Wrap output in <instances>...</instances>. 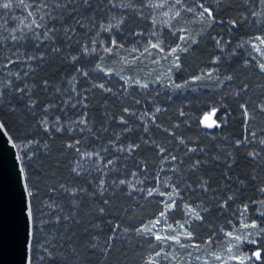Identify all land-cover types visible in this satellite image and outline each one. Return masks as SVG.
Returning a JSON list of instances; mask_svg holds the SVG:
<instances>
[{"label": "snow or ice", "instance_id": "snow-or-ice-1", "mask_svg": "<svg viewBox=\"0 0 264 264\" xmlns=\"http://www.w3.org/2000/svg\"><path fill=\"white\" fill-rule=\"evenodd\" d=\"M207 3L208 0H191V3L189 0H0V109L7 106L9 110L15 111L17 106L14 101L23 102L27 99L23 107L30 114H35L39 102L33 99V94L38 86L36 83L29 85L28 80L35 76L36 70L43 66L49 55H62L61 44L69 52V55L63 56L62 62L71 63L82 77L87 78L89 71H92L103 73L104 77L118 76L124 81L120 95L126 94L132 87L150 90L151 83L161 82L159 76L155 81H144L124 74L128 69L135 70L142 57H158L152 59V63L156 65L161 61H168L165 78L170 89L187 88L213 77L219 81V87L223 88L226 82H232L235 78L227 73L221 75L219 67L202 71L183 83H177L173 76L176 72L183 71L182 55L194 51V46H198L204 36L209 35L221 53L232 46L231 39L210 35L209 30H213L214 26L227 25L231 34L233 30L239 31L240 26L247 22L255 24L259 33L248 36L247 39L237 37L236 46L228 55L236 56L237 49L248 45L253 52L259 54L260 59L252 56L243 61L244 67L254 66L257 78L264 76V0H242L239 14L230 19H221L219 16L234 11L231 0H215L216 7L207 6ZM154 9H166L161 15L167 19L158 21L155 15L145 14V10ZM17 10L20 12L19 16L15 15ZM182 13L189 14L188 23L202 27L175 28L173 21L179 20ZM130 19L140 30L136 31L134 28L128 33L133 37V43L126 47L122 40L124 28ZM145 21L150 25L148 30L143 27ZM161 23L172 36L179 33L174 46H168L161 38V33L157 30ZM78 29L87 38L86 43L74 39L79 35ZM140 37L148 39L141 43L138 39ZM58 40L60 44L57 43ZM74 45L78 46L77 55H71ZM125 52L127 55H121ZM81 55L86 58L94 56V67L89 70L76 67ZM117 56H120L119 71L105 66L109 63L106 57ZM220 62L219 55L213 56L210 61L212 65H219ZM18 65L24 67H15ZM73 81L79 82L76 76L68 80L72 86L64 89L68 95L62 100V105L53 102L44 106V115L38 121L47 140L54 139L55 133L61 136L67 133L71 137V142H65L64 148L72 150L77 157L70 169V174H74L73 181L61 183L58 188H50L48 198L41 200L34 209L35 198L39 197V180L36 184H30L27 168L20 167L24 181L26 224L29 226L30 236V242H25V264H37V261L39 264H68V253L73 264H78L81 261L80 248L87 249V264H105L109 253L115 248L114 242L127 237L124 242L129 243L131 233L143 237L149 247L154 249L145 264H193V261L196 264H249L250 261H264V247H257L251 255H245L240 250L245 243L260 245L264 241V178L260 176L264 173V92L261 93L259 103L248 95L251 85L247 82L241 81L235 92V97L240 100L242 132L238 138H224V142L236 150L247 149L244 158L251 171L240 175L237 172V157L231 149L219 147V141L210 148L199 141H192L190 144L183 134L177 135L175 131L164 128L163 131L177 145H183L181 155L179 147L170 150L152 139L151 127H161L157 123V115L163 109L158 106L142 113L124 107L119 117L104 113L106 118L110 117L111 121L123 126L122 132L116 133L115 139L108 140L98 150H89L86 141L102 139V136H98L90 126L88 96L84 93L91 89L78 90ZM91 87L117 94L112 88L106 87L104 82L92 83ZM256 87L264 90V84ZM49 88V81L44 80L39 90L47 92ZM54 91L61 93L60 88H54ZM133 102L140 103L139 100ZM69 110H75L79 115L70 119ZM56 111L62 112L63 118L53 115L49 120V115ZM179 115L185 119L174 123L172 128L179 129L181 124L190 127L193 117L183 109L179 110ZM127 116L140 120L143 124L142 131L149 134L147 139L140 136L139 142H131L126 146L117 143L123 134L133 131ZM231 118L232 112L222 97L203 113L197 126L209 130L205 134L208 139L217 140L216 134L211 130L223 129ZM136 128L139 130V125ZM108 131V127L102 126V132ZM7 132L6 121L0 120V133L6 135ZM78 133L82 135L78 136ZM37 134L39 135V131ZM47 140L42 144L35 137L26 139L16 156L18 166L25 160H33L41 149L47 152ZM142 143L151 146L159 157L158 170L150 169L145 161L134 159L133 154L141 148ZM17 146L15 142L12 144L13 148ZM29 147L34 149L31 155L27 151ZM212 152L217 154L212 155ZM189 154H194L195 158L186 163ZM129 163L133 164L132 169H129ZM205 170L219 173L217 187L212 186L213 178ZM198 172L205 174L196 176L194 187L190 181ZM93 173L97 174L96 178H92ZM198 192L203 193L199 203L190 202L191 197L186 193L195 196ZM248 192L252 195L246 196ZM117 194L133 199L137 195L143 199L161 197L158 201L159 211L151 220L139 226L125 227L122 222L114 223L110 218L111 205ZM85 197L94 202L96 207L92 209L94 215L88 214L91 219L81 231V212ZM61 199L66 203H60ZM238 200L241 203L226 220L227 227L220 226L205 239L199 240L197 229L203 228L205 223L211 224L208 216L219 214V218L224 219L228 216L227 210L236 205ZM176 212L181 213V219L170 222ZM180 249L185 250L183 255L188 257L187 261L179 259ZM201 252L210 259H202L199 255Z\"/></svg>", "mask_w": 264, "mask_h": 264}, {"label": "trees", "instance_id": "trees-1", "mask_svg": "<svg viewBox=\"0 0 264 264\" xmlns=\"http://www.w3.org/2000/svg\"><path fill=\"white\" fill-rule=\"evenodd\" d=\"M191 3V0H189ZM234 11L227 15H220L221 19H230L234 18L239 14L240 5L242 0H231ZM207 6L216 7L215 0H208ZM166 9H154V10H145L146 15H155L158 21H163L167 18L163 17L161 13ZM15 15L19 16L20 12L17 10ZM219 15V14H218ZM99 19V16L97 17ZM189 14L182 13V17L179 20L173 21V26L175 28L188 27V28H197L199 29L200 25H192L188 23ZM143 27L145 30L150 28V25L147 21L144 22ZM135 28L136 31L140 29L136 27L135 23L130 19L128 24L124 28V38L122 40L125 43V46L128 47L133 43V37L129 36L128 33ZM158 31L161 33V38L165 40L168 46H174L177 43L178 35L172 36L169 31L163 27V24L158 25ZM211 36H223L225 39H231L233 41L232 46L225 48V51L221 53L219 49L216 48L214 41L210 38L209 35L204 36L200 39L199 45L194 46V51H191L188 54L182 55L181 63L183 65L182 72H176V82L183 83L184 80L189 79L193 75L200 74L202 71H206L210 68L219 67L221 70V75L224 73L231 74L234 76V81L226 82L225 87H219V81L213 77V79L202 80L197 85H190L187 88L174 89L168 88V83H151L150 90H142L136 87L129 88L128 92L124 95H120L123 91L122 85L124 81L120 80L118 76L104 77L103 73L89 71V76L87 78L82 77L80 73L75 71V68L71 63H63V56L69 55L68 49L61 44L60 46L63 49L62 55H49L47 61L43 64L42 67L36 70L35 76L31 77L28 80L29 85L32 83L37 84V89L33 94V99H37L39 106L36 109L35 114H30L24 104L27 103V99L21 102L15 100L16 110L11 111L7 106L0 109V118L6 121L7 129L16 144L18 145V150L20 152V146H22L26 139L35 137L40 139L41 143L47 140L46 134L40 129L38 121L44 115L42 108L49 103H55L57 105H62V100L66 98L68 93L64 92L65 88H71V84L68 83V80L72 76L78 78V83L73 81L76 84L78 90L91 89L90 92H85L84 94L88 96V117L90 118V126L93 128V131L97 132L98 136H102V139L95 141L88 140L86 145L89 150H98L100 147H103L108 140L115 139L116 133L122 132L121 125L115 123L114 121L106 118L104 113H109L110 116L119 117L121 109L124 107L130 108L132 111L143 112L144 110L152 111L155 107H160L163 111L157 115V123L161 125L160 128L155 126L151 127V138L155 139L157 143L172 148L179 147L180 154H183V145H177V142L172 139L166 132L163 131L164 128H168L172 131H175L177 135L183 134L188 138L189 143L192 141L203 142L205 147H211L213 144H217L221 148H229L233 151V154L237 157L239 162V168L237 172L240 175L247 174L251 171L248 166V161L244 158V153L247 149L236 150L231 147L230 144L224 142V138H238L241 135V118L239 115V102L240 100L235 97V92L239 89L241 81L247 82L251 85V92L249 96L253 101L257 102L260 100L259 90L261 88L256 87L258 84H264V76H259L258 73L253 67H244L243 61L246 59H251L252 56H255L259 60V54L253 52L252 49L245 45L243 49H237L236 56H229L228 53L232 51V48L236 46L237 37H243L247 39L248 36L255 35L259 33V29L255 24H245L241 25L239 31L233 30L231 34L228 32V26L224 25L223 27L216 25L213 30H209ZM79 35L74 37V39H80L81 43H86L87 38L83 36L82 30L78 29ZM91 35V33H89ZM107 38L106 35L104 37ZM117 39H120L117 36ZM141 43L148 37L138 38ZM60 44V41H57ZM78 54V46L74 45L71 51V55ZM121 55H127V53H121ZM221 56V62L219 65H212L210 61L213 56ZM109 61L105 66L111 67L119 71L121 65L118 63L120 56L115 58L106 57ZM143 60V57H142ZM96 58L93 57H84L80 56V59L76 62V67H80L84 70H89L94 67ZM138 65V64H137ZM17 68H23V65L15 66ZM128 69L124 74L131 76L137 79V70ZM44 80H48L50 88L47 92H41L40 86L43 84ZM152 81V80H149ZM104 82L106 87L112 88L116 95L111 93H105L98 88H92V83ZM231 85L230 87L228 85ZM54 88H60L61 93H55ZM231 93V94H229ZM224 98L229 110L232 112V118L228 120L226 126L223 129H213L216 134L217 140H211L206 137L207 129L197 126V121L202 117L203 113L209 110L217 101H220L221 98ZM247 98V97H243ZM139 100V104H135L133 101ZM183 109L189 116L193 117V120L190 121V127L185 126L184 124L180 125L179 129L172 128L174 123H179L184 120L185 117L179 115V110ZM82 110V109H81ZM223 110V109H222ZM53 115H59L63 118V113L56 111L52 115H49V120L53 118ZM70 119H75L79 115L75 110H69L68 112ZM129 124L132 125L133 131L123 134L121 139L117 143H122L125 146L131 142H139L138 138L143 136L148 138L149 134L142 131L143 124L140 120L132 116H127ZM139 125V130L136 126ZM102 126L108 127V132H102ZM39 131V135L37 134ZM82 135V134H77ZM65 142H71V137L67 133L61 136L59 133L54 134V139L47 140L49 149L46 152L41 149L39 154L31 161L25 160L23 167L27 168V175L29 177L30 184H36L39 180V197L35 198L33 208L40 204L41 200H46L48 198L50 188H58L59 184L64 183L68 184L73 181L74 174H70V169L74 166V160L77 159L75 154L70 149H65ZM40 147L39 145L37 146ZM31 147L27 149L28 154L31 155ZM114 155L119 156L120 153H113ZM212 155H216V152H212ZM126 155V153L124 154ZM133 157L137 161H145L149 164L150 169H157L160 167L159 157L156 155V152L153 148L146 144H141V148L133 154ZM194 154H189L186 163L190 162L191 159H194ZM124 163V161H120ZM129 169L133 168V164L129 163ZM167 167V165H165ZM235 167V166H234ZM208 174L213 178L212 186L217 187V178L219 173L217 171H208ZM203 172H198L191 178V183L195 187L196 176L204 175ZM231 175V173H229ZM260 176L264 178V173H261ZM97 174L93 173L92 178H96ZM79 179V178H77ZM220 183H223L221 181ZM259 183V181L257 182ZM91 191V188L89 189ZM136 195V194H134ZM246 196H251L252 193L248 192ZM191 197L192 203H199V200L203 197L202 192H198L197 195ZM159 197H152L148 199L140 198L136 196L135 199L132 197H127L124 195L117 194L116 198L112 200L111 211L112 215L110 218L113 222H122L125 227L139 226L142 223H146L151 220L155 214L159 211ZM60 203H66L61 199ZM241 203L240 200L237 201V204L232 208L228 209V216L224 219L219 218V214H210L208 220L211 221V224L205 223L203 228H200V233L204 234L203 237H207L212 231L217 230L220 226L227 227L226 220L231 217L230 213L236 206ZM96 205L94 202L90 201L87 197L84 198L81 212V231L83 226H87L91 216L88 215L92 212V209ZM95 234V232L93 233ZM104 237H101L103 241ZM127 237H123L121 241L114 242L115 248L109 253L108 259L105 261V264H141L148 257L149 252H153L154 249L149 247L148 242L143 237H137L134 233H131V240L129 243H125ZM131 245V246H130ZM258 247H264V241L261 242ZM247 249H252L253 245L248 244ZM67 252V250H66ZM79 252L81 254V261L78 264H87L85 255L87 253L86 248H80ZM126 253V254H125ZM69 254L68 264H73L71 255ZM99 255V253H97ZM37 264L39 262L37 261ZM256 264H264V261H257Z\"/></svg>", "mask_w": 264, "mask_h": 264}, {"label": "water", "instance_id": "water-1", "mask_svg": "<svg viewBox=\"0 0 264 264\" xmlns=\"http://www.w3.org/2000/svg\"><path fill=\"white\" fill-rule=\"evenodd\" d=\"M14 142L9 131L0 133V264H25V242H30L20 173L23 164L18 166L19 150L12 147Z\"/></svg>", "mask_w": 264, "mask_h": 264}, {"label": "rangeland", "instance_id": "rangeland-1", "mask_svg": "<svg viewBox=\"0 0 264 264\" xmlns=\"http://www.w3.org/2000/svg\"><path fill=\"white\" fill-rule=\"evenodd\" d=\"M153 58H158V57H143V60L141 62L138 63V68H140L139 70H137V79H141L144 81H155V79L159 76L161 79V82L163 83H168L167 79L165 78V71L168 68V61H161V63L159 65L153 64L152 63V59ZM260 59V56H259ZM173 79L176 81V76L174 74ZM264 92V90H259V95L261 97V93ZM259 101H257V103H259ZM190 193H186L187 196H189ZM159 199H161V197H159ZM191 202V200H190ZM235 211V209L232 210V212ZM232 212L230 213V215L232 214ZM181 219V213L180 212H176L175 214H173V216L171 217L170 222L174 221V220H179ZM198 232V239L199 240H203L206 237H203L204 234L200 233V228L197 229ZM248 243H245L244 245H242L241 247V251L244 252L245 255H251V253L253 251L256 250V248L258 247L257 245H253L252 249H247ZM181 255L179 257L180 260L182 261H187L188 257L186 255H183L184 251L183 249L178 250ZM154 252V251H153ZM152 252H149V254ZM148 254V256H149ZM194 255H196L194 253ZM199 255L201 256L202 259H210V257H207L205 255V253L201 252L199 253ZM148 257L144 260L143 263L141 264H145V262L147 261ZM257 261H250L249 264H256ZM193 264H196L195 261H193ZM215 264H218V262H215Z\"/></svg>", "mask_w": 264, "mask_h": 264}]
</instances>
